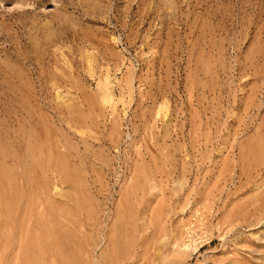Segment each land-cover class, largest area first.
I'll return each mask as SVG.
<instances>
[{
	"label": "rangeland",
	"instance_id": "1",
	"mask_svg": "<svg viewBox=\"0 0 264 264\" xmlns=\"http://www.w3.org/2000/svg\"><path fill=\"white\" fill-rule=\"evenodd\" d=\"M0 264H264V0H0Z\"/></svg>",
	"mask_w": 264,
	"mask_h": 264
}]
</instances>
